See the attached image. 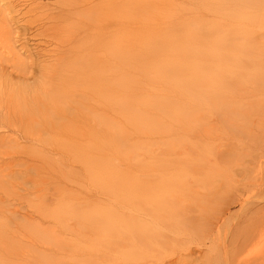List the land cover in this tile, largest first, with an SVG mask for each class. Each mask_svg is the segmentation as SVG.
<instances>
[{
	"label": "bare ground",
	"instance_id": "bare-ground-1",
	"mask_svg": "<svg viewBox=\"0 0 264 264\" xmlns=\"http://www.w3.org/2000/svg\"><path fill=\"white\" fill-rule=\"evenodd\" d=\"M81 1L99 2L103 10L107 6L110 16L113 6L123 9L125 48L98 61L100 47L110 50L107 40L97 24H84L66 34L68 46L58 43L41 61L42 77H48L38 85L43 89L39 96L50 101L57 98L53 84L60 73L67 71V83H72L75 74L89 76L96 59L97 68L107 69L92 78L94 151L32 155L41 162L31 160L33 171L46 172L54 185L51 201L45 202L48 188L36 195V212L48 225L37 220L28 227L35 264H264L263 249H241L264 236V211L257 212L258 224L252 216L257 210L250 216L247 211L243 222L255 221L252 233L228 226L231 234L223 243L217 239L221 220L203 218L220 189L255 160L250 156L248 164L240 163L243 144L218 141V131L223 134L225 128L219 124L216 129L214 123L220 113L232 116L257 96L255 104L262 102L264 111V53L244 54L237 37L249 30H236L238 24H264V0H74L68 8L58 7L57 20L76 17ZM89 8L88 17L84 11L82 17L92 23L98 16ZM6 26L0 24V53L18 67L22 54ZM228 26L237 49L231 47L233 57L225 59L220 40ZM86 35L90 44H79ZM234 62L242 72L260 76L237 98L222 101L214 93L224 83L225 67ZM68 93H60L64 104L70 101ZM36 100H30L32 107ZM8 116L0 127L15 118ZM221 209L230 213L229 206ZM16 211L11 218H19ZM2 222L0 248L10 244L4 234L14 235L16 225L7 229Z\"/></svg>",
	"mask_w": 264,
	"mask_h": 264
},
{
	"label": "rangeland",
	"instance_id": "rangeland-1",
	"mask_svg": "<svg viewBox=\"0 0 264 264\" xmlns=\"http://www.w3.org/2000/svg\"><path fill=\"white\" fill-rule=\"evenodd\" d=\"M67 2L69 0H0V24L8 25L6 28H8L9 38H15L10 39L13 40L12 43L15 42L17 50L22 54L18 67H12L5 60L6 53L2 51L0 53V69L2 71L0 74V121L3 118L6 120L9 117L8 114L15 116L12 122L0 127V136L7 134V136L0 137V222L3 221L2 223L6 227L8 226L7 229L9 225H13L14 228L16 224L14 235H12L13 232L12 234H4L8 235L6 238L11 239L9 244L11 246L8 245V247L6 244L0 248V264H35L37 255H33L31 250L33 237L29 234L28 227L31 222H37V220H40V224L44 226L48 225V222L36 212V207L40 204L37 202L40 197L36 195L48 188V196L45 202L51 201L54 185L52 178L51 181L47 179L46 172L42 171L39 176L33 171L31 160L36 162L38 160L32 155L48 153L61 156L68 152L94 151V139L97 133L95 125L96 104L91 93L96 90V82L92 78L107 69L106 67L97 68V59L98 61L100 59L104 61L105 57L112 59L113 55L121 54V50L125 48L124 40L120 39V33L123 32L121 20L125 15L123 9L113 6L110 16L109 13L107 14V6L104 8L105 12L101 9L102 4L99 2L82 3L81 1L82 7L80 6L78 13L75 14L76 17L69 14L68 17L64 18H68V20H61V18L57 20L56 15L59 9L68 8L69 4L75 3L74 0ZM89 6V9L93 8L98 16V19L92 23H87V19L82 17L83 11L85 17L87 16L88 9L85 8ZM110 17L111 20H109ZM84 24H97L98 31L99 29L102 31L107 40V49L110 50L107 51L100 47L96 62L91 64L90 78L88 75L83 74L79 77V74H75L71 77L72 83H67L69 77L66 75L68 73L67 71L62 72L56 77L53 84L55 89H59L57 98L50 101L40 97L39 94L43 89H40L41 87L38 85L42 82L41 80L48 77V74L42 77L46 71L43 72L45 68L41 61L46 56L48 57V53H53V49L58 43L62 44L63 42L62 45L66 43L65 46H68L66 34L73 30L78 31L80 27L82 30ZM107 24H111L110 29H108ZM238 25L240 26L236 28L237 32L239 28L245 32L246 28L249 30L237 37L242 45L241 51L248 55H253L257 50L264 53V42L260 41V38L264 39V24ZM9 27L11 28L9 29ZM230 27L224 28L226 36L220 40V45L225 52L222 57L225 59L233 57L229 52L231 47L235 46L237 49L236 43L233 42V31H228ZM112 33L113 38L111 40ZM82 38L79 44H90V36L86 35ZM70 43L76 45L74 40ZM234 56L237 54L234 53ZM235 63H228L225 67L227 71L223 77L224 83H221L218 92L214 93L215 97H220L222 101L237 98L243 94L244 90H249L252 85L256 84V77L260 76V72H242L241 67H236ZM21 86L22 88L25 87L23 88L25 93L21 90L22 88L20 89ZM36 87L38 89L34 91ZM16 89L20 90L16 92ZM65 91L66 93L69 92L67 97L70 101L67 104L61 102L64 96L60 97V93H65ZM34 98L37 100L32 107L29 102ZM255 101H259L258 96L251 102L244 103L245 107L232 116L220 113L214 123L216 129L219 124L225 128L223 134L218 131V141L238 140L243 144L244 154L242 160L239 161L240 163L243 162L246 165L249 163L248 158L250 156L255 158L254 162L249 164L250 168L246 173L236 175L231 183L227 182L220 189L217 197L212 200L210 209L203 217L205 221L214 223L221 220L220 233L217 234L220 243H223L231 234L228 233V226L233 230L237 229L239 233L244 235L246 232L247 234L248 232L252 233V228L259 220H257V212L263 214L259 210L264 211V111L261 107L262 102L255 104ZM241 166L242 164L236 167ZM237 193H240L246 200L242 198L236 201L240 197V195L237 197ZM223 204L224 208L230 207V213L223 214L221 209ZM12 210L19 214L17 215L19 216L18 221L11 218ZM249 210L248 216L257 210L256 213L254 212L255 214H252V216H256V223L250 221L254 224L243 222ZM2 231L5 233L4 227L0 224V232ZM6 233L9 232L6 231ZM6 238L4 237V239ZM258 238L254 244L241 248L242 251L245 253L257 249L264 250V236ZM0 239L3 240L2 237Z\"/></svg>",
	"mask_w": 264,
	"mask_h": 264
}]
</instances>
